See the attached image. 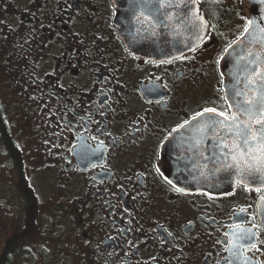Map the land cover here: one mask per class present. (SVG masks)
Instances as JSON below:
<instances>
[{"label": "flooded vegetation", "instance_id": "flooded-vegetation-1", "mask_svg": "<svg viewBox=\"0 0 264 264\" xmlns=\"http://www.w3.org/2000/svg\"><path fill=\"white\" fill-rule=\"evenodd\" d=\"M164 1L0 0V131L24 169L28 145L33 183L23 173L61 264H264V189H186L166 158L188 124L230 117L223 59L248 31V0H196L204 40L148 59L133 45ZM1 136L0 225H22L29 199L17 175L8 189Z\"/></svg>", "mask_w": 264, "mask_h": 264}, {"label": "water", "instance_id": "water-1", "mask_svg": "<svg viewBox=\"0 0 264 264\" xmlns=\"http://www.w3.org/2000/svg\"><path fill=\"white\" fill-rule=\"evenodd\" d=\"M248 4V31L223 59L222 89L230 117H199L177 132L167 146L166 158L179 171L171 180L183 188L223 192L237 183L264 189V140L258 139L264 129L260 115L264 109V0H248ZM114 5L117 9L118 0ZM163 8L150 19L149 35L133 45L148 59L161 54L153 45L181 54L202 42L208 31L196 0L164 1ZM245 139L256 143L244 146Z\"/></svg>", "mask_w": 264, "mask_h": 264}, {"label": "rangeland", "instance_id": "rangeland-1", "mask_svg": "<svg viewBox=\"0 0 264 264\" xmlns=\"http://www.w3.org/2000/svg\"><path fill=\"white\" fill-rule=\"evenodd\" d=\"M23 163H24V171H26V177L30 178L31 182L33 181L31 177V166L29 162L28 156V145L23 144ZM12 167V180L11 184L8 185V189L13 194L16 193L15 189V177H16V168ZM33 183V182H32ZM48 205L37 209L38 215L36 218V228L35 233L29 237L23 243L19 242L18 245L12 251V257L10 260L11 264H61L62 258V249L57 244L58 238L55 235V232L52 230L53 224L52 221L46 220L44 218V214L48 216ZM16 211V209H14ZM49 217V216H48ZM0 248L5 245L4 243L8 240V238L12 237L16 233H18V229L21 226V223L18 224H7L0 225Z\"/></svg>", "mask_w": 264, "mask_h": 264}, {"label": "trees", "instance_id": "trees-1", "mask_svg": "<svg viewBox=\"0 0 264 264\" xmlns=\"http://www.w3.org/2000/svg\"><path fill=\"white\" fill-rule=\"evenodd\" d=\"M2 116L0 114V128H3L2 124ZM8 126V125H7ZM6 127V126H5ZM1 136V142L2 144H5L8 146L9 150V156L11 157V162L13 163V166L16 168L17 176H18V189L21 191V193L29 199V205L28 210L25 219L27 223H22V225L18 229V234L10 237L4 244V249L2 252V256L0 257V264H8L9 262V251L11 248L15 247L17 242L19 240H26L29 239L30 236L35 233L36 228V218L38 215V206L37 201L33 197V191L32 188H28L29 182L25 178L24 175V168L21 166V158L19 156V150L17 149V144L15 141L12 140L11 135H9V132L7 131H0Z\"/></svg>", "mask_w": 264, "mask_h": 264}, {"label": "snow or ice", "instance_id": "snow-or-ice-1", "mask_svg": "<svg viewBox=\"0 0 264 264\" xmlns=\"http://www.w3.org/2000/svg\"><path fill=\"white\" fill-rule=\"evenodd\" d=\"M217 2H219V0H217ZM238 107H239V106L237 105V108H238ZM260 115H261V116H264V109H262V110L260 111ZM194 119H195V118H194ZM232 120L235 121V120H236V116H233V117H232ZM210 123H215V122H214V121H211ZM261 124H264V120L261 121ZM236 126H237V128L240 127L239 124H237ZM245 127H246V126H245ZM236 135H237V136H240L241 133L238 132V133H236ZM258 139L264 140V129L261 130V133H260V136L258 137ZM237 143L239 144L240 141H237ZM249 143L255 144L256 141H249L248 139H245V140L243 141L244 146H247ZM261 151H264V145L261 146Z\"/></svg>", "mask_w": 264, "mask_h": 264}]
</instances>
